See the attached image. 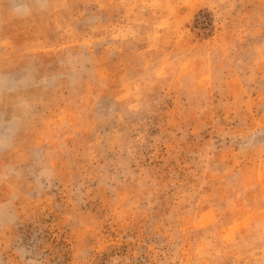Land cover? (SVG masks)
Here are the masks:
<instances>
[{"label": "rangeland", "instance_id": "obj_1", "mask_svg": "<svg viewBox=\"0 0 264 264\" xmlns=\"http://www.w3.org/2000/svg\"><path fill=\"white\" fill-rule=\"evenodd\" d=\"M0 264H264V0H0Z\"/></svg>", "mask_w": 264, "mask_h": 264}]
</instances>
